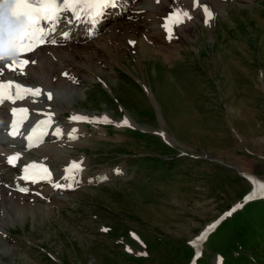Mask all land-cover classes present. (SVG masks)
I'll list each match as a JSON object with an SVG mask.
<instances>
[{
  "label": "rangeland",
  "instance_id": "obj_1",
  "mask_svg": "<svg viewBox=\"0 0 264 264\" xmlns=\"http://www.w3.org/2000/svg\"><path fill=\"white\" fill-rule=\"evenodd\" d=\"M218 1L209 26L198 4L191 16L176 3L193 29L166 34L179 44L169 61L102 36L100 51L91 43L66 51L86 66L82 84H60L68 109L111 121L96 123L95 136L87 125L70 152L86 162L69 201L24 217L0 213V264H188V242L264 181V0ZM148 25L135 36L148 37ZM199 251L195 264L217 255L221 264H264V201L225 216Z\"/></svg>",
  "mask_w": 264,
  "mask_h": 264
},
{
  "label": "bare ground",
  "instance_id": "obj_2",
  "mask_svg": "<svg viewBox=\"0 0 264 264\" xmlns=\"http://www.w3.org/2000/svg\"><path fill=\"white\" fill-rule=\"evenodd\" d=\"M141 1L142 0H118V2H116V9L109 10L108 13H106V15L104 16V19H103L104 25L94 26L89 30V31H94L97 28H99L100 33H101L105 25L109 24V27L107 29H110V31L105 30V35L104 34L99 35L96 39H94V41L93 40L89 41L90 39H88L85 42H82L80 39H77V41L74 40L72 43H78V44L86 43V46H90L88 44L91 43V46L93 49L97 48V51H100L101 49L98 47L97 41L99 38H102V37H106V39L108 38L109 41L112 40V41L120 42L122 40H125L126 44L132 41L134 42L133 45L127 46V49L130 51L141 50L143 53L147 55L148 54L154 55V53L156 54L160 53L161 56L165 60H168V61L172 60L173 58L170 59L172 55L179 54L178 48L176 47L179 44H174L175 43L173 42L174 40L171 39V37H173L174 35L169 36L166 34H170L172 32V29H176V31L182 29L183 31L180 30L182 32L184 31L186 32L187 28H189V30H192L193 29V23H192L193 18H186L183 15L173 16L174 13H177V12L180 13V11L182 12L181 8H178L176 6L177 5L176 3H179L178 2L179 0H159L157 2L154 1L155 3L152 2L153 0H144V2L147 1L151 3V8L146 6L144 2L143 1L141 2ZM180 2L182 5H186L188 8L191 9V12L189 11L190 14L188 15L192 14L193 12L192 7L195 4H198V6L201 7V10H200L201 17L199 16L200 17L199 19H201L203 23L208 26L210 24L208 19L212 18L210 12H212L213 14L214 13L217 14L221 12V10L219 11L218 9H220L222 5H220V1L218 0H180ZM204 5H208L210 6V8H212V11H210L209 8L207 9L208 13H210V16L206 14L204 9L207 7ZM167 6H170L168 8H174L171 19H169V17L167 16L166 14L167 11L164 12V9L167 8ZM138 11H141V12L139 13ZM117 13L120 14L119 17H123V18L120 19L119 17H115ZM142 14L144 15V18L142 17ZM141 17L144 19L143 24L138 23V20ZM147 25L149 26V31H147L148 33L147 34L145 33V34L148 37H145L146 39L145 38L143 39V37H136L135 33L137 32V30L140 29L142 32L140 31L139 32L143 33L144 31H146ZM135 27L138 29H136ZM167 36H169L170 38L167 39ZM153 37L160 38L164 42L168 43L171 49L167 47L161 48L157 45H154ZM163 37L167 40H164ZM106 39H104V41ZM135 41H137L136 44H135ZM149 42H151V44H153L154 46L151 47ZM106 44L107 45L105 44L103 45L108 47V43ZM60 46H62V44H58V47ZM86 46H84L83 48H85ZM116 50L117 49L113 50L112 53L114 54ZM40 51H44V52L50 51L49 55L43 56V58L41 59L42 63L36 62L34 66L28 67L23 76H17L16 74H14V76H12L11 74H5V76H7L8 78H13L14 81L21 83L28 89H40L41 90L37 98L27 99L21 102L20 104L26 106L30 110L31 119L34 121L38 120L39 118L45 117V116H50L51 122L53 123L54 121L53 126L55 128H52V131L50 133L41 134L42 142L40 145H37L35 147L28 146L26 144V140H29L28 139L29 136H27L29 133V129H27L23 135L21 133H18L17 135H15L13 138H10V139H8V137L6 136L3 137L5 140L8 139V144L0 147V213L2 215H5L6 218H7V214H12L11 212L8 213V211H12L16 215L18 216L20 215L24 217L25 215L34 212V210L36 211V209H40L42 207L41 205L43 204L48 205V203H55L58 200H63V201L68 200L69 201V199L67 198L68 196L67 194L69 190L71 189L74 190L79 185H81V183L84 181V179L80 176L79 169L76 170L74 173L67 175L65 174L66 173L65 168L66 166L74 162L73 160H71V158L73 157L69 155V153L72 152L73 148L75 146L77 147V145L79 144L76 142L82 138L81 128L84 122L87 121L88 119L79 120L78 122L74 124H73V121L70 120L71 124L70 123L68 124L67 122L62 121L60 119V115H59L60 109H55L53 106L57 104V102L54 101V99L55 100L57 99L59 101L62 100L60 102H62L66 106L65 110L69 108L68 104L66 103L65 97L61 94L62 89L60 88V84L64 82L63 77H67V76L72 77L74 82H76L77 84L79 83L82 84V82L85 81V78L79 75L78 73L82 71L83 67L86 68V66H84L85 64L83 65L80 62L73 59L71 57V54L67 53L64 48L62 49L43 48V49H40L39 52ZM55 52H56V55L59 57L61 64H62L61 66L62 68H60L57 71H55L56 67L48 61L51 59L52 55ZM73 53H75V50L73 51ZM117 57L118 56H116V58ZM39 65L42 67L41 69H38ZM67 70H70L73 72H67ZM1 75L2 74L0 73V80L2 78ZM54 81H55L54 85H51L52 82ZM161 85H163V83H161ZM63 89L70 92V89L67 86H65ZM55 91H56V95H55ZM59 93L62 95V97L58 96ZM48 94H51V100L49 101H47ZM64 94L65 96L67 95L65 91H64ZM28 97L29 95L25 94L23 99H26ZM19 100H22V99H19ZM33 104H37V107H34ZM51 106L56 114L50 110ZM4 117H6V111L1 110L0 108V118H4ZM55 119H58L59 121L55 122ZM108 120L109 119H107V121ZM119 125H121V123ZM68 127L70 130H73L76 132L74 134L66 133V130ZM57 130L59 131V134H57ZM92 131L93 133H98L97 129L93 128ZM76 136H77L76 141L60 142L62 138L63 139L64 138L75 139ZM86 136H87V133H85V137ZM13 142H15L16 144H19L20 142H22L21 148L24 150H20V147L16 146L15 143ZM70 146H71V149H68L67 147H70ZM26 149H30V150H26ZM10 153H16L19 156V159L16 160L15 164H7L5 162V157ZM82 158H85V157H82ZM82 158H75V160L79 161L82 164L84 163ZM30 159L36 160L39 162H44L45 164L51 166L52 167L51 180L37 179L35 182H26L22 180L20 171L26 165L27 160H30ZM117 172L118 171H116L115 174H117ZM101 173L104 174L105 171ZM101 176L106 178L105 174L104 175L99 174L97 177L99 178ZM56 184L61 185V187H56L55 186ZM20 188L27 189L28 192L25 194H21L20 193L21 191L19 190ZM44 208L46 209L50 207L46 206ZM18 219L20 220L21 218H18ZM0 222H1V219H0ZM1 229L2 227L0 225V231ZM1 233H0V240L3 238V237L1 238Z\"/></svg>",
  "mask_w": 264,
  "mask_h": 264
},
{
  "label": "snow or ice",
  "instance_id": "obj_3",
  "mask_svg": "<svg viewBox=\"0 0 264 264\" xmlns=\"http://www.w3.org/2000/svg\"><path fill=\"white\" fill-rule=\"evenodd\" d=\"M109 5H114V0H63L61 3L60 0H16L15 6L13 8V13L15 15H24L28 18V21L31 23L34 29L35 35L28 41L22 43L19 47V55L24 54L25 52L32 51L35 47L44 44L46 42V37L55 31L56 25L61 19V15L65 12H71L72 18L79 21L85 16L95 17L100 14L102 8ZM205 12L208 13L207 8ZM187 16V13H174L173 16ZM172 17H169L171 19ZM42 22H47L49 27L45 28L42 26ZM67 35L66 33L64 34ZM55 43V41H51ZM129 43H134L130 41ZM28 63L27 60H21L17 65L16 61H13V64L9 67H20L22 70L23 67ZM15 88V94H13L12 89ZM40 89H28L23 88L20 85L13 84L12 82L2 83L0 82V102L4 100H12L14 103L16 99H23L25 94L29 95H39ZM48 98H51V94H48ZM27 109H14L13 116L17 117V121L13 123L12 135H16L19 127V123L26 118ZM73 120H86V117H72ZM51 122V117L49 116L47 120L41 121L37 127L41 125H48ZM97 122H107V118L104 117ZM125 123H127L125 121ZM36 129H33V134H35ZM57 134L59 131L57 130ZM28 139L32 141L33 136H29ZM19 159V156H11L8 158V163L15 164L16 160ZM79 164L73 163V165L68 169L71 173L73 170H78ZM25 175L22 177L24 180H35L39 179H48L51 180V173L46 167L40 165H29L24 169ZM56 187H61V185L56 184ZM70 186V185H69ZM262 192L264 194V185H261ZM20 191H26L24 188H20Z\"/></svg>",
  "mask_w": 264,
  "mask_h": 264
},
{
  "label": "clouds",
  "instance_id": "obj_4",
  "mask_svg": "<svg viewBox=\"0 0 264 264\" xmlns=\"http://www.w3.org/2000/svg\"><path fill=\"white\" fill-rule=\"evenodd\" d=\"M16 0H0V63H8L19 59V48L11 43L13 39L20 44L30 40L34 29L24 15H13Z\"/></svg>",
  "mask_w": 264,
  "mask_h": 264
},
{
  "label": "water",
  "instance_id": "obj_5",
  "mask_svg": "<svg viewBox=\"0 0 264 264\" xmlns=\"http://www.w3.org/2000/svg\"><path fill=\"white\" fill-rule=\"evenodd\" d=\"M233 209H234V207L231 210H233Z\"/></svg>",
  "mask_w": 264,
  "mask_h": 264
}]
</instances>
